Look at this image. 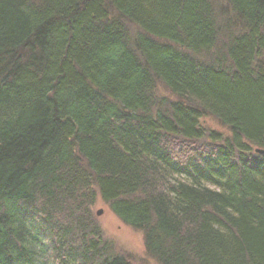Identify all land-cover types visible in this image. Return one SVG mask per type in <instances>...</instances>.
Here are the masks:
<instances>
[{
    "label": "trees",
    "instance_id": "obj_1",
    "mask_svg": "<svg viewBox=\"0 0 264 264\" xmlns=\"http://www.w3.org/2000/svg\"><path fill=\"white\" fill-rule=\"evenodd\" d=\"M226 1L222 59L209 0H0V264H130L97 197L157 264H264V0Z\"/></svg>",
    "mask_w": 264,
    "mask_h": 264
},
{
    "label": "rangeland",
    "instance_id": "obj_2",
    "mask_svg": "<svg viewBox=\"0 0 264 264\" xmlns=\"http://www.w3.org/2000/svg\"><path fill=\"white\" fill-rule=\"evenodd\" d=\"M32 2H38V0H31ZM213 5L216 15V28L221 32L218 34L217 49H215L214 57H217V52H219L218 58H224L226 53L227 43L225 39L233 36L232 34L237 33L240 26L235 19L230 17L231 12H229V5L226 0H209ZM110 14H113L112 12ZM218 14L223 15V18L219 17ZM114 15V14H113ZM112 16V15H111ZM126 29L130 33H136L137 29L126 24ZM136 31V32H135ZM220 40V41H219ZM203 61L215 62L213 59H209L206 55H202ZM210 60V61H209ZM156 100L161 103L162 99H167L168 101H174V96L169 93L168 90L163 88L160 83L156 84L155 90ZM202 128L206 132H217L223 135V137H228V130L221 126L219 122L211 117H205L201 121ZM90 212L95 218L96 224L100 227L102 231L103 240L108 243L111 251L115 255L125 257L130 264H157L153 259L146 255L143 246L142 235L139 232L131 230L129 227L123 225L109 210L108 205L103 203L102 200L97 197L94 204L89 206ZM101 211L100 216H96V213ZM43 254L37 249L38 261L46 260L47 248L42 244ZM35 251V253H36Z\"/></svg>",
    "mask_w": 264,
    "mask_h": 264
},
{
    "label": "water",
    "instance_id": "obj_3",
    "mask_svg": "<svg viewBox=\"0 0 264 264\" xmlns=\"http://www.w3.org/2000/svg\"><path fill=\"white\" fill-rule=\"evenodd\" d=\"M255 152L258 153V154H262L263 153V151H260V150H256ZM100 215H101V211H98L96 213V216H100Z\"/></svg>",
    "mask_w": 264,
    "mask_h": 264
}]
</instances>
